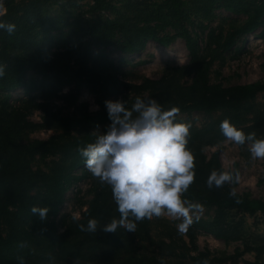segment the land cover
I'll use <instances>...</instances> for the list:
<instances>
[{
    "label": "trees",
    "instance_id": "trees-1",
    "mask_svg": "<svg viewBox=\"0 0 264 264\" xmlns=\"http://www.w3.org/2000/svg\"><path fill=\"white\" fill-rule=\"evenodd\" d=\"M83 1L0 0V20L16 25L11 35L0 30V65L6 66L5 75L0 77V92L20 86L27 94V100L20 106H12L7 98L0 100V264H19L18 257H23L25 264H44L48 253L63 262L77 260L80 264H168L142 249L143 243L150 238V219L138 222L135 232H127L124 228H119L116 233L80 230L79 225H87L90 218L98 219L101 224L119 218L111 188L106 184L93 191L92 199L79 219L64 222L62 232H58L54 222L68 188L74 181L91 175L85 166L86 158L79 152L97 138L89 129L111 121L105 101L127 89L136 90L135 95L126 100L129 108L140 96L156 99L165 110L178 107L180 112H221L220 117L202 127L190 128L187 147L194 155L195 179L183 199L213 208V216L209 219L192 218L185 232L190 246L186 247L182 242L184 251L179 257H187L190 264H205V261L218 264L227 259L236 263L234 256L211 257L208 250H198L197 232H205L223 242L242 240V214H264V199L234 192L230 183L209 188L207 180L211 172L225 170L219 151L215 150L208 158L202 147L215 145L225 138L219 126L226 118L245 133L260 132L264 126V112L252 111L248 102L264 91V82L222 85L208 81L209 62L203 56L207 52L205 54V48L200 49L197 37L187 27L190 11L185 8L183 0H163L149 7L143 18L132 24L129 30L124 29L125 22L99 17L101 13L113 11L112 0H87L91 16L83 19L85 25L62 32L61 28L68 23L61 14L71 7H75L72 8L75 11ZM198 2L201 3L197 14L204 18L212 14L214 7L246 15V20L224 39L222 46L225 49L232 46L237 36L253 33L264 21V0H194V4ZM54 5L61 9L58 14L51 13ZM168 27L174 30V34H159ZM85 35L88 40L82 41ZM177 36L185 42L189 61L175 67L174 74L169 72L158 80L146 78L135 85L122 81L107 70L88 74L87 61L92 43L105 46L119 37L120 49L129 53L141 50L148 40L168 46ZM261 37L264 38V33ZM30 70L37 75L28 78ZM187 75L191 76L190 83L180 84L179 78ZM71 84L86 85L98 92L99 109L94 113L84 110L78 115H63L53 98H61L59 92ZM33 92L35 96L31 95ZM38 98L41 101L38 102ZM62 98L72 103L75 95L68 93ZM26 105L41 111L42 122L28 119ZM249 114L252 123L246 125ZM36 128H61L63 132L47 140L21 141L24 130ZM71 129H79L81 134L68 137L66 132ZM35 155L41 158L57 156V160L47 169H34L31 159ZM76 170L81 174L73 175ZM233 192L235 195H230ZM33 206L49 207L48 218L42 221L38 215H33ZM168 239L174 242L171 232ZM245 245L246 250L255 249L247 242ZM191 250H196V254H190ZM243 251L235 255L239 256ZM259 252H264V247ZM243 264H264V260H244Z\"/></svg>",
    "mask_w": 264,
    "mask_h": 264
},
{
    "label": "rangeland",
    "instance_id": "rangeland-1",
    "mask_svg": "<svg viewBox=\"0 0 264 264\" xmlns=\"http://www.w3.org/2000/svg\"><path fill=\"white\" fill-rule=\"evenodd\" d=\"M163 0H112L115 8L113 11L101 13L100 18L118 19L125 22L124 29L129 30L131 25L137 20L143 18L149 7L160 3ZM185 8L190 11L189 22L187 27L194 36L197 37V43L200 49L205 50L203 56L208 64L207 78L210 83H219L222 85L246 84L253 82H264V21L259 28L250 34H242L234 39V43L228 49L222 46V43L229 32L236 26L241 25L246 20L244 14H234L227 10L214 7L209 17H201L197 14V7L201 2L195 3L194 0H183ZM89 1L84 0L79 7L73 11L71 7L66 9L65 15L68 25L61 28V31L72 30L78 26L85 25L84 20L90 18L88 13ZM51 13L58 14L61 9L58 5L51 7ZM69 12V13H67ZM82 13V16L80 15ZM98 17V18H99ZM84 19V20H83ZM152 24V23H151ZM59 32V30H58ZM160 35H172L174 30L166 28L159 32ZM119 36V35H118ZM88 36L85 35L82 41H87ZM121 38L117 37L112 43L105 46L91 44V56L87 61L88 74L93 72H104L116 74L122 81L135 85L140 84L144 79L158 80L162 76L170 72L174 74L176 68L188 63L189 55L185 46V42L181 37H175L168 46L148 40L145 46L138 51L123 52L120 49ZM206 44H208L206 48ZM173 68V69H172ZM172 69V70H171ZM171 70V71H170ZM177 74V73H176ZM35 71H28V78L35 77ZM179 75V73H178ZM191 76H183L179 78L180 84L186 85L190 83ZM61 98H53L54 103L61 108L63 115H77L81 112L88 111L94 113L99 109L97 98L99 93L90 89L86 85H66L59 92ZM72 93L75 95L74 102L68 103L63 95ZM136 90H121L116 95L108 97L107 100H128L134 96ZM35 96V92L31 93ZM8 99L12 106L23 105L27 100V94L23 87H15L7 92H0V100ZM38 102L41 99H36ZM252 106V111L259 110L264 112V91L258 92L255 97L248 102ZM28 119L34 122H42L41 111L35 107L26 105ZM221 112L204 113L198 111L179 112L176 117L177 121L190 123L191 128H200L212 119L220 117ZM251 114L247 115L245 124L249 121ZM106 122L89 129V132L95 136L99 133H106L109 125ZM63 130L61 128L47 129L36 128L24 130L20 139L28 142L34 139L47 140L51 136L59 135ZM68 137L79 136V129H71L66 132ZM257 139H264V126L260 132L256 134ZM203 152L209 158L212 152L219 151L220 160L223 169L232 174L233 180L230 182L232 191L237 193H248L252 197L264 199V159H252L249 151V144L238 145L225 137L215 145H204ZM57 160V156H47L41 158L35 155L31 159L34 169H47L53 161ZM81 171L76 170L73 175H80ZM101 186L97 178L85 176L82 179L74 181L65 193L64 201L60 206L59 213L54 218V222L58 228V232H62L64 222H69L73 217H81L82 212L86 209L89 201L92 199L93 191ZM192 204L199 205V208L190 212L192 218L209 219L213 216V208L208 207L200 202L193 201ZM242 240H234L223 242L216 239L210 234L198 231L196 235V245L198 250H208L211 257H229L234 256L236 263L231 259H227L224 263L218 264H243L244 260L254 261L257 258L264 260V214L257 212L253 215L242 214ZM182 223V219H174L167 213L162 217H153L150 219V238L143 243L142 249L152 252L157 257L164 259L168 264H190L189 259L179 257L184 251L182 242L189 247L186 233H179L177 225ZM172 233L174 242L169 241L168 234ZM245 242L255 249L246 250ZM257 248V249H256ZM244 250L241 255L236 256V252ZM175 252L173 255L172 253ZM190 251V254H196ZM51 253L46 255L44 264H80V261L71 260L63 262L53 258ZM106 264V263H102Z\"/></svg>",
    "mask_w": 264,
    "mask_h": 264
},
{
    "label": "clouds",
    "instance_id": "clouds-1",
    "mask_svg": "<svg viewBox=\"0 0 264 264\" xmlns=\"http://www.w3.org/2000/svg\"><path fill=\"white\" fill-rule=\"evenodd\" d=\"M0 30L11 35L16 25L0 20ZM5 71L6 66L0 65V77ZM127 103L124 100L105 101L112 121L108 131L99 133L95 142L79 149L91 175L101 185L110 186L119 218H112L105 224L90 218L87 225H79L80 230L116 233L124 228L127 232H135L138 222L167 213L174 219H182L177 229L183 234L192 223L190 212L199 208L183 199L195 179L194 155L187 147L191 124L176 120L180 112L178 107L165 110L154 98L137 96L130 108ZM219 127L227 140L238 145L248 143L252 159H264V139H257L255 132L245 133L227 118ZM232 180L231 173L213 170L207 185L219 188ZM49 210L47 206H33L31 213L43 221L48 218ZM18 260L19 264H25L23 257Z\"/></svg>",
    "mask_w": 264,
    "mask_h": 264
}]
</instances>
